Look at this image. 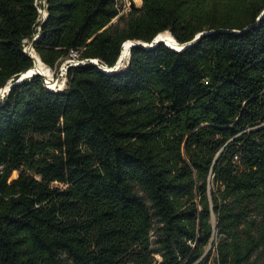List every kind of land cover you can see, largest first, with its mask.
Segmentation results:
<instances>
[{"label":"trees","instance_id":"1","mask_svg":"<svg viewBox=\"0 0 264 264\" xmlns=\"http://www.w3.org/2000/svg\"><path fill=\"white\" fill-rule=\"evenodd\" d=\"M141 2L112 22L118 0H45L44 19L0 0V87L33 65L25 39L81 61L0 98V264L264 262V0ZM165 31L207 34L89 62Z\"/></svg>","mask_w":264,"mask_h":264},{"label":"water","instance_id":"2","mask_svg":"<svg viewBox=\"0 0 264 264\" xmlns=\"http://www.w3.org/2000/svg\"><path fill=\"white\" fill-rule=\"evenodd\" d=\"M132 7H133V5H132ZM40 12V15H41V11H39ZM46 15L47 14H43V15H41V18L42 19H44L45 17H46ZM264 15V9H263V11L260 13V15H259V17H262ZM205 34H207V33H199V34H197L195 37H194V39L193 40H191V41H189V42H186V43H178L176 40H175V43L178 45V49L179 50H181V49H184V48H187L188 46H191V45H193V44H195L196 42H197V40L199 39V38H201L203 35H205ZM158 42H163L162 41V39H159L158 38V35L151 41V42H149V43H145V42H140V41H135V42H133L132 44H131V46H130V48H129V53H128V56H127V59L129 58V54H130V50H131V48H132V46H135V45H139V46H143V47H150V46H153V45H155V44H157ZM165 43V42H164ZM124 44V43H123ZM123 44H122V46H121V51H120V54H119V56H118V58H117V60H116V62H115V64L113 65V66H106V65H103V66H105L107 69H110V70H112V71H114L115 69H118L120 66V64H121V62H122V60H120V58H121V54H122V47H123ZM166 44V43H165ZM167 45V44H166ZM169 46V45H168ZM170 48H172L171 46H169ZM172 49H175V50H177L176 48H172ZM30 56L34 59V63H33V65L30 67V68H28V69H26V70H24V71H22V72H20L17 76H12L4 85H2L1 87H0V98H3L4 96H5V94H7V92L9 91V89L11 88V86L14 84V82H21L23 79H25V78H30L31 76H32V73L33 74H38V75H40L42 78H44L45 77V75L44 74H42L41 72H39V70H38V64L36 63V61H35V58H34V56L32 55V54H30ZM71 61H74V62H81L80 60H77L76 58H75V56L74 55H71V56H69L68 58H66L65 60H63L62 62H61V64L63 63V62H71ZM89 62L90 63H92V64H95V65H98V66H102V65H100V64H98L97 63V61L96 60H94V59H91V60H89ZM127 62H128V60H127ZM60 64V65H61ZM102 68V67H101ZM30 70H32V72H29ZM60 70V67H59V69L57 70V72ZM58 75V74H57ZM57 75H56V77H57ZM55 77V78H56ZM16 84V83H15Z\"/></svg>","mask_w":264,"mask_h":264},{"label":"rangeland","instance_id":"3","mask_svg":"<svg viewBox=\"0 0 264 264\" xmlns=\"http://www.w3.org/2000/svg\"><path fill=\"white\" fill-rule=\"evenodd\" d=\"M36 3L38 6H41L39 8V11H41V15H43L44 13V4H45V0H36ZM141 0H118V8L120 9V13L118 15V17L116 19H114L112 22H116L118 21L119 17L121 16H126L127 13L132 9V8H137L141 6ZM133 5V7H132ZM122 24V22H120ZM25 48L27 51L30 52V54H33L35 51L32 48V41L30 40H26L25 41ZM125 63V61L123 62ZM61 64V63H60ZM60 64H58L55 68H51L53 71V78L56 77L57 74H59L60 76V81H63V78H66V71L63 70L62 72H57V70L60 67ZM67 80V79H66ZM13 175H11V179L17 177V172L15 171L14 173H12ZM210 188H213V185H210ZM218 240V236L217 233L214 234V241L216 242ZM208 254L207 257L209 259V264H214V260H215V249H211V245L208 247ZM259 264H264V262H260Z\"/></svg>","mask_w":264,"mask_h":264},{"label":"bare ground","instance_id":"4","mask_svg":"<svg viewBox=\"0 0 264 264\" xmlns=\"http://www.w3.org/2000/svg\"><path fill=\"white\" fill-rule=\"evenodd\" d=\"M47 12L44 10V15L46 14ZM158 38L159 39H162L163 42H165L167 45L171 46L172 48H176L177 50L178 49V45L175 43V39L174 37L168 32V31H165V32H161L158 34ZM134 41L133 40H128L126 41L124 44H123V47H122V54H121V58L120 60H122L121 64L119 65V69L124 67L126 65V62H127V56H128V51H129V48L131 46V44L133 43ZM35 58V61L36 63L38 64V70L39 72H41L42 74H44L45 76L47 77H52L53 76V71L52 69L44 64L41 59L39 58V56L34 52L32 54ZM97 63H98V60L96 59ZM125 61V63H123ZM75 64H77L76 62H74ZM104 70H106L107 72H111L112 70L110 69H107L105 66H101ZM117 70V69H115ZM29 72H32V70H30ZM32 75H34L32 73ZM65 82V78H63V81H59V85H60V88H62L63 86V83ZM56 83L55 81V78H53V84ZM14 173V172H13ZM13 175V174H12Z\"/></svg>","mask_w":264,"mask_h":264},{"label":"built area","instance_id":"5","mask_svg":"<svg viewBox=\"0 0 264 264\" xmlns=\"http://www.w3.org/2000/svg\"><path fill=\"white\" fill-rule=\"evenodd\" d=\"M27 39H25L24 40V50L27 52V53H29L30 54V52L29 51H27L26 50V48H25V41H26ZM33 48V47H32ZM71 55H76L73 51H71ZM77 64L78 63H80V62H76ZM69 65H76L75 63H74V61H71V62H63L61 65H60V70H59V72H62L63 73V70H67V67L69 66ZM43 81H44V84L48 87V88H50V89H53V90H58V89H62L65 85H66V78H65V82L63 83V86H62V88H60V85H59V81H60V76H59V74L57 75V77L55 78V81H56V83H54L53 84V76L52 77H47V76H45L44 78H43Z\"/></svg>","mask_w":264,"mask_h":264}]
</instances>
